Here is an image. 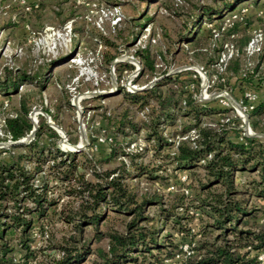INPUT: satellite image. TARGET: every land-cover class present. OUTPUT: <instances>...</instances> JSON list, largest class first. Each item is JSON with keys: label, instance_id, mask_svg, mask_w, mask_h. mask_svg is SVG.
I'll return each instance as SVG.
<instances>
[{"label": "trees", "instance_id": "16d2710c", "mask_svg": "<svg viewBox=\"0 0 264 264\" xmlns=\"http://www.w3.org/2000/svg\"><path fill=\"white\" fill-rule=\"evenodd\" d=\"M239 1L225 0L219 14L199 6L196 9L203 15L201 19L208 16L220 20L237 9ZM248 20L251 17L241 26L246 30ZM238 26V22L233 23L217 38L221 44L224 37L233 34L237 55L230 62L244 55L249 37L247 30L246 38L238 40L234 34ZM188 37L182 42L189 43ZM138 53L141 67L152 72L154 61L147 49ZM258 55L260 60L264 58V42ZM256 71V66L246 72L239 66L232 75L241 91L252 84L259 93L246 113L250 130L262 132L264 125L259 126L257 119L264 113V73L253 82ZM188 72L164 75L148 88L126 92L131 104L143 114L148 101L154 102L152 117L141 124L120 120L113 136L108 137L107 158L125 155L130 159L128 166L122 161L117 169L99 172L95 165L102 160L83 151L62 150L60 135L42 113L37 116L31 140L0 148V264H262L257 255L264 252V219L259 220L260 210L248 196L264 198V138L246 136L240 128L228 127L227 122H202L201 116L221 115L227 109L197 102L186 89L192 80L190 74L180 76ZM7 73L0 78V91L5 96L17 92L22 81L36 82L35 76ZM165 83L169 88L159 90ZM7 106L8 100L6 105L2 102L1 109ZM28 112L21 97L15 112L6 113L4 130L12 140L26 137L32 129ZM42 112L55 121L47 108ZM126 127L134 132L144 130L145 140L151 143L146 163L136 161L143 157L145 146L126 152L119 146L122 142L116 141L115 135L124 134ZM167 127L174 128L165 134ZM190 130L196 135L192 139L187 135ZM184 135L187 137L180 138ZM167 165L175 175L165 174ZM184 171L187 179L179 184L178 172ZM243 172L256 177L241 188L236 173ZM141 180L174 183L176 189L169 191L173 194L168 200L155 189L139 194L136 185ZM56 188L60 193L56 194ZM190 208L193 210L188 213ZM195 210H199L200 218L193 232L188 224L195 218ZM117 216L123 217L120 229L113 223ZM57 223L66 228H58ZM167 224L191 244L189 254L181 252L172 233L163 232Z\"/></svg>", "mask_w": 264, "mask_h": 264}, {"label": "rangeland", "instance_id": "374dc122", "mask_svg": "<svg viewBox=\"0 0 264 264\" xmlns=\"http://www.w3.org/2000/svg\"><path fill=\"white\" fill-rule=\"evenodd\" d=\"M87 1L88 4L79 3L78 0H0V78H5L8 71L15 76L26 74L36 77L35 83H23L24 81L19 83L17 92L11 93L10 96H5L0 91V117H5L6 113H14L19 107L21 97L29 107L28 116L33 121L37 120V112L47 108L55 116L58 124L50 117L51 120L65 133L68 143H62V138L58 140L59 147L64 151L68 150L63 145L69 148L80 142L82 125L86 144L81 151L95 160H102L95 165L96 170L102 172L117 169L122 161L127 166L130 164V159L122 154L107 158L110 152L108 137L115 133L116 123L123 120L141 124L153 116L151 113L153 100L148 101L149 106L143 114L131 104L126 92H130L131 89L137 91V88L148 85L154 78L157 79L153 83L164 75L183 70L181 68L185 66L202 67L206 78L210 80L216 73L212 65L217 59L222 42L232 41L234 36L224 37L221 44L217 41L218 37H209L210 33L205 29V24L219 20L208 16L201 19L203 15L198 13L200 9H208L209 13L219 14L225 0H180L181 3L177 5L174 4L175 0ZM256 2L240 0L236 6L239 8L250 4L251 10L262 8L260 17L251 16L252 20L247 22L248 24L258 22L264 31V1ZM112 5H118L124 16V19L115 26L111 25L108 18L100 21L99 17L101 6ZM198 6L199 10L196 9ZM196 15L199 17L196 18ZM66 24H71L70 31L65 30ZM246 32V28L240 25L234 29L235 37L241 41L246 38ZM52 33L55 35H50ZM187 34L190 42H182ZM53 42L57 43L55 48H52ZM141 48H146L153 58L152 72L141 67V56L138 53ZM131 56L136 61L131 59ZM116 60L118 61L115 62ZM239 66L245 72L256 66L257 71L252 81L258 82V76L264 73V58L260 60L259 55L251 58L241 55L237 61L228 62L224 80L215 81L208 86L206 93L209 98L197 101L215 108H225L227 111L221 115L201 116L202 122L213 124L218 120L227 122L228 127L236 126L243 129L241 119L233 107L229 103L227 105L222 103L224 97L215 95L225 91L239 103L240 100L243 101L246 91L259 94L252 84L246 86L243 91L239 89L232 75ZM186 70L190 73H181L180 76L190 74L189 78L192 80L189 82L194 83L193 90L196 94L199 91L200 80L197 75L195 78L192 77L194 73L192 68ZM162 71L165 73L161 74ZM129 82L131 84L127 85ZM166 88L169 87L165 83L159 90ZM5 100H8V106L3 110L1 106ZM234 117H237L238 121L229 122ZM257 120L259 126L264 125V113ZM173 128L167 127L165 134ZM123 132L124 134L115 135L116 141L122 142L120 148L122 146V150L126 152H135L128 151V146L140 140L146 150L143 157L137 158L136 161L146 163L150 158L151 143L145 140L144 130L134 132L126 127ZM68 138L74 143L69 142ZM119 150L118 148L117 152ZM86 171L88 173V166ZM164 172L169 176L175 175L171 165H167ZM178 173L186 174L185 171ZM254 177H256L254 173H236L237 183L241 188L249 186L247 182ZM166 185L165 182L149 184L141 180V183L137 181L136 186L139 194L145 190L155 189L162 194L164 200H168L173 193L165 189ZM55 192L60 193L58 188ZM248 198L251 204L259 208V220L264 219V198L258 199L250 195ZM190 209L188 213L193 210ZM149 212H152V209H149ZM194 215L195 218L188 225L191 231L196 232L200 218L199 210H195ZM117 217L113 223L120 229L123 217ZM56 226L60 229L66 228L62 223H57ZM169 227L167 224L163 232L172 233L178 245L188 242ZM36 237V244H39L40 240L38 236Z\"/></svg>", "mask_w": 264, "mask_h": 264}, {"label": "built area", "instance_id": "2783aa9c", "mask_svg": "<svg viewBox=\"0 0 264 264\" xmlns=\"http://www.w3.org/2000/svg\"><path fill=\"white\" fill-rule=\"evenodd\" d=\"M260 1H264V0H260ZM78 2L79 3H85L86 2V4H88L87 0H78ZM179 3H181L180 0H175L174 4L177 5ZM27 8H29V6H27ZM262 12H263L262 8H254L253 10H251V5L245 4V5H242L233 11H230V12L224 14L223 17L219 20V22H216V21L207 22L204 27L210 33L212 38H217V37H219V35L222 31H224L228 27L232 26L233 23L238 22L240 26H245L246 25L245 20L247 17H251V16L254 18L260 17ZM100 15H101V16H99L100 21H103L104 18L105 19L108 18L110 20V23L112 26L119 24L124 19V16H123L118 5H112V6H107V7L101 6ZM86 17H88V16H86ZM47 29H51V28H47ZM65 30L70 31L71 30V24H66ZM247 30L249 33V37H248V40L246 41V44L243 47V52H244V55L246 56V58H251L253 56H256L261 51L262 46H263L264 36H263V30H262L261 26L256 21L248 24ZM50 35H55V34L52 33ZM50 35H48V36L50 37ZM230 37H233V34H231ZM56 46H57V43L53 42L52 48H55ZM235 55H237V49H236L234 43L230 40L223 41L221 44V49L218 52L217 59L212 65L215 68L216 73H215V75L211 76L210 80H208L206 78V75L204 74L205 72L203 71L202 67L185 66L184 68H181L183 70L192 68L194 71V73L192 74V77L195 78L197 75V77L200 80L199 91L196 94L193 90V88H194L193 82H189L186 85V89L188 90L189 93H191L192 97L196 101L209 98V96L206 93V88L208 86H210L212 83H214L215 81H223L224 80L226 66H227L228 62ZM247 63L249 64V62H247ZM130 84H131V82H129L127 85H130ZM133 88H135V87H133ZM128 90H130V89L128 88ZM215 95L222 97V98L224 97V100L222 103L226 104V105L229 103L233 107V109L235 110L233 103H232L233 99L225 91L218 92ZM256 100H257L256 94H253L252 92L246 91V92H244V102L241 100L239 101V103H237L236 101L235 102L239 105L241 112L246 115L245 112H247L248 110H250L252 108V106ZM4 103L6 105L7 100H5ZM240 103L242 105H240ZM235 112H236V110H235ZM239 118L241 119V122L243 125V129H242L244 131L243 134L248 136L246 134L245 129H244L242 117H239ZM4 122H5L4 117L3 118L0 117V124H1L0 126L2 128V130H0V148H8V143L14 141L11 139L10 134L8 132H5V130H4L5 123ZM187 135H189L190 139H192L196 136L194 130H190ZM187 135L181 136L180 138L184 139L187 137ZM142 147H143V144L141 143L140 140L135 141V142H132L130 144V146H128V151H138V150H141ZM186 179H187V176L185 173L178 174V183L179 184L184 183L186 181ZM165 189L167 191H174L176 189V185L174 183H168L166 185ZM182 189H183V187H182ZM183 191L185 193L187 192L185 189H183ZM190 246H191L190 243L184 242L183 244L179 245V248H180L181 252H183L187 255L190 253ZM176 257H178V255H176ZM257 258L261 263H264V252H260L257 255Z\"/></svg>", "mask_w": 264, "mask_h": 264}, {"label": "water", "instance_id": "95a60500", "mask_svg": "<svg viewBox=\"0 0 264 264\" xmlns=\"http://www.w3.org/2000/svg\"><path fill=\"white\" fill-rule=\"evenodd\" d=\"M130 58L136 61V59L134 57L131 56ZM117 61L118 60H116L115 62H117ZM156 79L157 78H154L153 80H151L149 82L148 85H144V86H142L140 88H137V89L140 90V89L146 88L147 86H150L153 83V81H155ZM232 103H233V106H234V108L236 110V113H237L238 117H242V121H243V124H244V129L246 131V134L248 136H263L264 137V133H254V132H252L250 130V128L248 126V122H247L246 115L241 112V109H240L239 105L234 100H232ZM39 113H42L46 117V122L48 123V125L50 127H52L60 135V137L62 138V141L61 142L62 143L63 142L68 143L67 142V139L65 137V133L62 130V128L59 127L57 124H55L53 122V120H51L50 116L47 113L42 112V111H39L38 114ZM36 128H37V120H35L33 122V127H32V129L30 130V132L28 133V135L26 137H23V138H21L19 140H15V141L9 142L8 143V146H12V145H16V144H21V143H24V142H27V141L31 140L33 138L34 134H35ZM80 133H81L80 134V142L78 144H74L72 149L71 148H67L68 151L78 152V151H81L84 148V145L86 144V135H85V131H84L82 125L80 127Z\"/></svg>", "mask_w": 264, "mask_h": 264}, {"label": "bare ground", "instance_id": "6f19581e", "mask_svg": "<svg viewBox=\"0 0 264 264\" xmlns=\"http://www.w3.org/2000/svg\"><path fill=\"white\" fill-rule=\"evenodd\" d=\"M79 101V99L77 100V102ZM34 113H32V115H33ZM37 114H38V112H37ZM34 119H35V117H33ZM32 119V118H31ZM33 121V120H32ZM34 122V121H33ZM64 143H66V142H64ZM65 148H68V146L67 145H63ZM69 148H73V146H71V147H69Z\"/></svg>", "mask_w": 264, "mask_h": 264}]
</instances>
